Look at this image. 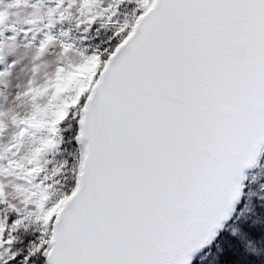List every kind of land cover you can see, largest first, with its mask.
<instances>
[{
  "label": "snow or ice",
  "instance_id": "6c2138e0",
  "mask_svg": "<svg viewBox=\"0 0 264 264\" xmlns=\"http://www.w3.org/2000/svg\"><path fill=\"white\" fill-rule=\"evenodd\" d=\"M257 252L264 0H0V264Z\"/></svg>",
  "mask_w": 264,
  "mask_h": 264
},
{
  "label": "trees",
  "instance_id": "16d2710c",
  "mask_svg": "<svg viewBox=\"0 0 264 264\" xmlns=\"http://www.w3.org/2000/svg\"><path fill=\"white\" fill-rule=\"evenodd\" d=\"M260 232L259 229H257V238H259ZM236 259L243 261L244 264H261V259L259 252L256 253L255 257H250L247 254L240 253L236 256Z\"/></svg>",
  "mask_w": 264,
  "mask_h": 264
},
{
  "label": "rangeland",
  "instance_id": "374dc122",
  "mask_svg": "<svg viewBox=\"0 0 264 264\" xmlns=\"http://www.w3.org/2000/svg\"><path fill=\"white\" fill-rule=\"evenodd\" d=\"M6 2H7V0H6ZM9 62H11V58L9 59ZM20 75H21V82H22L23 77H25L27 75V73H22Z\"/></svg>",
  "mask_w": 264,
  "mask_h": 264
}]
</instances>
